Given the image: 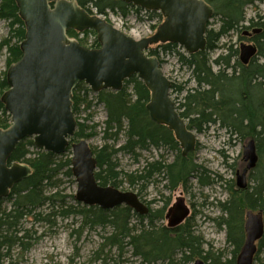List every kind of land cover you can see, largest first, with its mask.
Masks as SVG:
<instances>
[{
  "label": "trees",
  "instance_id": "trees-1",
  "mask_svg": "<svg viewBox=\"0 0 264 264\" xmlns=\"http://www.w3.org/2000/svg\"><path fill=\"white\" fill-rule=\"evenodd\" d=\"M76 1L90 13H93L91 7L95 8L98 14H105L120 8L124 12L123 14L127 15L126 8H134L120 0ZM206 1L214 7V17L220 18L217 26H213L207 32L206 50L185 55L176 51L177 44L159 45L163 52H175L183 65L193 68L192 77L197 86L188 90L179 86L178 93L183 96L178 108L183 109L182 117L190 118L188 127L192 130H197L200 133L205 132L207 127L204 124L220 121L236 136L240 135L247 139L254 138L260 159L264 152V62L250 63L248 66H243V71L238 76L235 74L229 76L222 71V74L215 73L211 69V64L214 62L217 65L226 66V63L230 62L234 56L222 54L211 61L208 54L218 49L221 39L227 37L240 26V23L245 21V7L253 5L256 1L263 2L264 0ZM18 11L16 0H0V18L8 21L10 30V35L0 42V51L6 49L8 52V66L22 57L20 47L21 42L25 39L26 27ZM152 14L162 18L158 12H152ZM257 16L251 18V23L245 28L254 26L263 28V32L256 37L255 41L258 46L256 59H261L264 58V15L258 14ZM215 28L217 29L215 30ZM90 32L95 34L90 30L85 31V36ZM69 35L78 38L79 34L73 30L69 32ZM79 40L83 45L86 44L84 38H79ZM91 46L98 47V41L95 39ZM149 53L160 58V50L150 49ZM162 61L160 58V62ZM207 84L210 87L205 86ZM227 85L235 89L229 91L225 87ZM130 86L131 92L129 91ZM8 87L5 77L0 81V96ZM173 87L175 86L172 85ZM90 93L92 91L84 82L76 85L72 97V110L77 118L83 110L88 111L91 107L92 100H88ZM97 99L105 105L107 112V118L103 123V143L98 147L91 146L98 161L95 176L101 185L116 187L120 172L117 171L114 158L119 152L136 153L134 151L137 149H148L150 146L155 148L170 146L179 152L174 162L167 163L166 160L158 159L148 162L141 170L136 171L135 177L130 181L131 183L150 182L152 177L158 173L162 174V178L167 181V188H176L179 185L187 186L194 171L185 165L178 166V163L186 162L193 152L183 157L179 142L174 138L173 133L166 126L157 125L150 119L146 109L150 100V90L139 76L134 75L127 79L121 91L114 92L106 89L100 91L97 93ZM85 120L86 122H77V129L72 141L80 138L89 140L98 134L94 132L93 126L88 125L89 118H85ZM10 125L11 116L0 101V129H6ZM121 134H124L126 139L123 144L118 148L115 147V142L109 144V140H117ZM34 148L33 139L24 138L18 143L9 160L10 163L29 164L34 169V173L15 184L9 196L0 200V264L6 262L12 264L11 253L16 246H19L23 251L28 249V241L32 236L30 229L23 228L24 221L33 219L34 222L52 223L51 218L55 222L58 217L68 219L72 216L81 217L77 228L74 229L79 236L86 228L109 227L111 232L102 237L103 242L100 247L110 244L112 247L120 249L125 244L129 245L133 248L134 255H138L149 264L158 258L170 259L173 264H184V261L193 258V256L202 257V245L190 231H183L173 240L165 237L168 235L158 234L156 221L164 219L166 204L158 210L150 211L147 215L138 214L125 205L113 209H103L97 205L86 206L77 201L74 194H67L64 190L59 189L60 173L76 182L71 169L72 152L70 148L61 158L51 152L37 148L34 150ZM137 157L141 158L140 154H137ZM257 166L249 176V178L252 177L255 184L252 190L249 188L247 190L237 188V191L230 189V198L224 202L218 201L217 204V207L228 215L224 224L228 227L227 240L234 247L231 264L236 263L245 239L244 222L242 221L243 216L245 221V211L247 209L264 210V173L259 176L254 175ZM196 175L200 185L205 186L212 183L206 174ZM144 186L145 184L142 185V187ZM182 227L184 226L178 229L166 227L162 230L169 229L179 232ZM260 240L258 249L261 253L264 252V235ZM178 254H182V256L180 257ZM203 258L205 262L209 260L206 256ZM262 262L260 264H264Z\"/></svg>",
  "mask_w": 264,
  "mask_h": 264
},
{
  "label": "water",
  "instance_id": "water-1",
  "mask_svg": "<svg viewBox=\"0 0 264 264\" xmlns=\"http://www.w3.org/2000/svg\"><path fill=\"white\" fill-rule=\"evenodd\" d=\"M16 1L26 34L20 47L22 57L9 66L6 73L9 88L1 96L11 115V125L0 129V199L8 197L15 184L34 173L29 164L9 162L18 143L30 137L36 148L56 155L71 148L77 201L104 209L124 204L136 213H145L147 208L136 192L103 186L97 181L98 161L87 139L72 141L77 129L72 110L73 91L78 83L85 82L95 93L105 89L118 92L127 79L138 75L150 90L146 109L151 120L167 126L186 155L195 146V134L169 96L171 82L159 58L145 51L159 43L182 45L189 54L204 50L207 24L214 9L205 0H122L160 11L165 17L152 36L135 40L99 15L90 14L76 0ZM70 30L95 31L100 47L83 46L69 36ZM241 48L243 61L248 63L257 49L245 43ZM258 158L255 140H251L243 150L246 167L236 175L238 188L248 187L247 173L257 166ZM189 214L185 198L179 196L166 213L167 225L174 228ZM245 217L246 239L236 264H254L256 242L264 234L262 212L249 210ZM196 264L204 263L198 260Z\"/></svg>",
  "mask_w": 264,
  "mask_h": 264
},
{
  "label": "rangeland",
  "instance_id": "rangeland-1",
  "mask_svg": "<svg viewBox=\"0 0 264 264\" xmlns=\"http://www.w3.org/2000/svg\"><path fill=\"white\" fill-rule=\"evenodd\" d=\"M91 8L93 9V13L91 14H96L97 10L93 7ZM121 11L120 8L111 11L109 21L116 23L119 28L129 32L128 26L131 24V19L126 20L124 17L131 14L129 13L131 12V8H126L125 12H128V14H123L124 17H122ZM244 12L246 18L243 24L247 26L251 23V18L256 17L258 14H264V1H256L253 5H248L245 7ZM142 14H139V17L142 16ZM218 19L220 18H212L210 28L217 26ZM161 20L163 22L164 18L155 16L151 19L149 22L151 30L137 23L134 28L135 31L133 30L132 33L136 34L140 30H143L147 31L143 36L149 35L156 30L154 27ZM216 29L217 28H215V30ZM242 30L247 29L238 28L237 31H232L227 37L222 38L219 43L220 47L211 52L213 53L211 61H213L218 54L224 53L228 44L232 43L235 46H239L241 42H247L248 40L243 38ZM248 30L251 31V28ZM9 35L10 30L8 21L0 18V42ZM81 36L82 35H78L80 39ZM92 36L93 33L91 32L86 34L84 43L87 44V40L91 39ZM136 36L138 37V35ZM152 49L160 50V58L163 60V71L172 81L173 86H175L170 91V95L178 106L183 96V94L179 95L180 93H178L179 86L184 87L186 90L196 86L192 77V69L182 66L175 52L165 53L159 45H153ZM177 49L183 52L181 48H176V51ZM7 53L6 49L0 51V81L6 77V72L9 67L7 64ZM212 66H214L215 70L219 68L214 62ZM225 87L229 89V91L235 89H232L233 87L229 85ZM129 91H132L131 86ZM88 100H92V105L89 110H83L78 115L79 118L76 116L75 118L77 122H86L85 118H89L87 122L88 125L93 126L94 132L98 134L89 139L88 143L90 146L98 147L103 143V123L107 118L106 107L103 103L99 102L97 94L94 92L89 94ZM186 120L189 122L190 118ZM204 126L207 127L205 132L200 133L194 130L198 139L196 150L187 158L186 162L178 163V166L185 165V167L194 171L187 186L179 185L176 188H167L166 181L162 178V174H155L151 181L144 187H142V185L145 184L144 182L137 181L136 183H131L130 179L135 177L136 171L138 169L141 170L147 162H152L163 157L167 163H172L179 154L176 149H172L170 146L159 148L150 146L148 149H137L134 151L136 153L122 151L115 156L116 168L117 171L120 172L116 187L121 191L136 192L140 195L142 201L150 203L154 211L164 207L168 201L169 205L165 207L164 215L175 199L183 195L186 204L191 207V215L187 221L183 223V229L181 228L179 232L170 231L169 229L163 231L162 229L166 228L165 226L168 222L167 219H163L156 221L158 234L164 236L168 235L165 237L169 240H173L183 231L188 230L200 241L202 245V257L193 256V258L184 261V264H194L197 258L204 260L203 256L209 259L206 264H231L230 260L234 256L232 251L234 247L229 244L227 240L228 227L224 224V220L228 218V215L222 212L220 208L217 207V204L218 201L224 202L230 198V189L237 191L236 171L242 169L243 147L249 138H243L240 135L236 136L234 132L224 127L220 121L206 123ZM125 140V135L121 134L117 140H109V144H114L115 142V147L118 148ZM42 150L49 152L45 149ZM137 154H140L141 158L137 157ZM65 155L66 153L57 156L61 158ZM201 173L209 176L212 183L205 186L200 185L196 174L200 175ZM262 173H264V152L259 159V164L254 175L259 176ZM59 178H61L59 189L64 190L67 194L75 195L77 182H73L70 177L62 173H60ZM248 185L249 190H252V187L255 185L252 177L248 179ZM51 219L52 223H46L44 221L34 222L33 219L24 221L23 228L31 230L30 235L32 238L28 241V249L25 251L21 250L19 246L13 249L10 260L12 264H149V262L143 261L138 255H134V250L129 245L125 244L120 247V249L114 246L112 247L110 244L100 247V244L103 242L102 237L111 232V228L109 227L86 228L81 236H79L74 229L77 228L81 217L72 216L68 219L58 217L55 222H53V218ZM242 221L244 222V216ZM178 255L180 257L182 256V254ZM255 256L254 264H260L262 261L264 262V252L260 253L258 249ZM154 260L155 261L150 264H173L170 262V259L158 258ZM5 264L9 263L6 262Z\"/></svg>",
  "mask_w": 264,
  "mask_h": 264
},
{
  "label": "flooded vegetation",
  "instance_id": "flooded-vegetation-1",
  "mask_svg": "<svg viewBox=\"0 0 264 264\" xmlns=\"http://www.w3.org/2000/svg\"><path fill=\"white\" fill-rule=\"evenodd\" d=\"M120 1H122V0H120ZM147 12V14H146V24H145V26L147 27V28H150L149 27V22H150V20L151 19H153L154 17H155V15H153L152 14V12H158V13H160L161 15H162V17H163V14L160 12V11H156V10H148V11H146ZM260 15H264V14H260ZM157 17V16H156ZM258 17V16H257ZM246 18V17H245ZM256 20L258 19V18H255ZM211 20H212V18L209 20V22H208V24H207V31H206V36H207V32H208V30L209 29H212V27L210 28V25H211ZM244 23V22H243ZM243 23H240L239 25V27L238 28H242V29H247V30H242L243 31V38H245V39H247L248 41L247 42H241L240 43V45L239 46H235L234 44H232V43H230V44H228V47H226V49H225V52L224 53H220V54H218V56L219 55H222V54H224V56H231V55H233L234 57H232V59L230 60V62H227L226 63V66H223V65H218L219 66V68L217 69V70H215L214 69V66H212V64H211V69H212V71H214L215 73H219V74H222L221 73V71L222 72H224V74H228L229 76H233L234 74L236 75V76H238L239 75V73L240 72H242L243 71V66H248L250 63H255V62H257V63H263L264 62V58H261V59H256V57L257 56H254L247 64H243L242 62H241V60H240V47H241V44L242 43H247V44H254V45H256L257 46V44H256V37L258 36V35H260L262 32H263V28L262 27H260V26H254V27H250L251 28V31L250 30H248V29H250V28H245V25L243 24ZM237 28V29H238ZM237 29L236 30H234V31H237ZM233 31V32H234ZM178 45V44H177ZM181 48L182 50H183V52L182 51H180V50H178L177 49V51L178 52H180V53H184V51L185 52H187L186 50H185V48L184 47H182V46H180V45H178L177 46V48ZM206 47H207V42H206ZM206 47H205V49L204 50H206ZM257 48H258V46H257ZM204 50H201V51H204ZM237 51H238V53H237ZM257 51H258V49H257ZM213 52V51H212ZM212 54L213 53H209L208 54V56L211 58L212 57ZM235 55H237V56H235ZM218 56H216V57H218ZM215 57V58H216ZM255 58V59H254ZM237 60H238V62H237ZM179 61V60H178ZM180 62V61H179ZM181 63V62H180ZM181 65L182 66H186V67H188L187 65H183L182 63H181ZM223 66V67H222ZM188 68H190V67H188ZM192 69V74H193V68H191ZM173 85V84H172ZM203 85H204V83H203ZM197 86V85H196ZM195 86V87H196ZM205 86H207V87H210V85H205ZM180 103V102H179ZM176 104V103H175ZM180 104H178V106H179ZM178 106L176 105V109L178 110V112H179V114L181 115V112H183V109H180V108H178ZM182 117V116H181ZM182 118H184V117H182ZM186 119H189V118H184V120L186 121V123H187V126H188V121L186 120ZM157 125H160V124H157ZM160 126H165V125H160ZM167 127V126H166ZM168 128V127H167ZM169 129V128H168ZM170 130V129H169ZM171 131V130H170ZM172 132V131H171ZM173 133V132H172ZM174 135V134H173ZM174 138H175V136H174ZM176 139V138H175ZM177 140V139H176ZM180 147V146H179ZM257 147V146H256ZM155 148V147H154ZM181 151H182V149H181ZM192 152H194V151H192ZM191 153V152H190ZM189 153V154H190ZM182 155V154H181ZM188 155V154H187ZM186 155V156H187ZM183 156V155H182ZM184 157V156H183ZM158 160H163V161H165V159H163V157L161 158V159H158ZM148 163V162H147ZM246 166V162L243 160V165H242V170H243V168ZM240 171H242L241 169H239ZM238 171V170H237ZM251 172L252 171H249V173H248V178L247 179H249V176H250V174H251ZM156 174H158V173H156ZM158 175H161V174H158ZM237 175V174H236ZM166 181V180H165ZM148 182L147 181H145V185L147 184ZM166 184H167V181H166ZM238 188V187H237ZM240 189V188H239ZM245 190H247V189H245ZM180 196H183V195H180ZM179 197V196H178ZM184 197V196H183ZM185 198V197H184ZM144 202V201H143ZM176 202V199H175V201L168 207V209L172 206V205H174V203ZM185 203H186V200H185ZM144 204L148 207V213L150 212V211H154V209L152 208V206L150 205V203H147V202H144ZM169 205V202L167 201L166 202V206H168ZM188 205V204H187ZM189 207V209H190V214H189V216L188 217H186V219L184 220V222H182L180 225H178V226H176L174 229H178V228H180L182 225H183V223H185L186 221H187V219L190 217V215H191V207L190 206H188ZM247 210H249V209H247ZM246 210V211H247ZM246 211H245V214H246ZM147 213V214H148ZM147 214H145V215H147ZM164 219H165V215H164ZM166 220V219H165ZM244 224H245V221H244ZM244 232H245V229H244ZM245 235H246V233H245ZM261 241V240H260ZM259 243L260 242H258V247H257V250H258V248H259ZM256 257V256H255ZM255 257H254V260H255Z\"/></svg>",
  "mask_w": 264,
  "mask_h": 264
},
{
  "label": "bare ground",
  "instance_id": "bare-ground-1",
  "mask_svg": "<svg viewBox=\"0 0 264 264\" xmlns=\"http://www.w3.org/2000/svg\"><path fill=\"white\" fill-rule=\"evenodd\" d=\"M124 2V1H123ZM124 3H126V2H124ZM126 4H129V5H132L134 8H131V12H129V13H131L129 16H127V17H124V15L122 16V17H124L126 20L127 19H131V24L128 26V28H129V32H126L125 31V34L126 35H128V36H130V37H132V38H134L133 37V35H132V31L134 30V28H135V26H136V24L138 23V21L140 22H142L143 23V25L145 26V24L147 23L146 22V14H147V12L146 11H148V9H144L143 10V14H142V16H140L139 17V12H138V10H137V8H136V6L135 5H133V4H130V3H126ZM133 9V10H132ZM110 14H111V11H108L107 13H105V16H106V18L109 20L110 19ZM133 21V22H132ZM112 22V21H111ZM113 24H115L116 25V23H114V22H112ZM146 27V26H145ZM135 39V38H134ZM246 45H251V46H253V47H255L256 49H258L257 48V46L256 45H254V44H247V43H245ZM180 46H182V45H180ZM182 47H184V46H182ZM185 48V47H184ZM186 50V49H185ZM256 54H257V52H255V54L253 55V56H251V58L249 59V61L254 57V56H256ZM240 60H241V62L243 63V64H247V63H244V61H243V50H242V48L240 47ZM138 76V75H137ZM140 78V77H139ZM141 79V78H140ZM142 80V79H141ZM171 87H172V83H171ZM172 89H170V91H171ZM170 91H169V96H170V98H171V95H170ZM171 100L173 101V103H174V106H175V108H176V104H175V102H174V100L171 98ZM177 110V109H176ZM177 112H178V110H177ZM178 114H179V112H178ZM180 115V114H179ZM180 117H181V115H180ZM182 118V117H181ZM151 119V118H150ZM184 119V118H183ZM185 121V120H184ZM185 123H186V121H185ZM186 125H187V123H186ZM188 127V126H187ZM188 129L189 130H192V129H190L189 127H188ZM193 132H194V134H195V146H194V148L192 149V150H190L189 152H187V154H189L190 152H192V151H195L196 150V148H197V144H198V139H197V135H196V133H195V131L194 130H192ZM251 140H255L254 138H251V139H248V141L245 143V145H244V147L247 145V143L248 142H250ZM178 141V140H177ZM179 142V141H178ZM179 145H180V147H181V149H182V155H183V150H185L184 149V147L181 145V142H179ZM255 146H256V141H255ZM244 147H243V150H244ZM256 149H257V147H256ZM186 154V155H187ZM186 155H183V156H186ZM258 157H259V155H258ZM244 160V159H243ZM258 161H259V158H258ZM246 162V161H245ZM246 164H247V162H246ZM258 164V163H257ZM246 167V166H245ZM244 167V168H245ZM256 167H254L253 169H250L249 171H253L254 169H255ZM249 171H248V173H249ZM237 172H242V171H240V170H238V171H236V174H237ZM248 173H247V178H248ZM247 182H248V179H247ZM237 185V184H236ZM238 187V186H237ZM141 199V198H140ZM144 203V202H143ZM124 205V204H123ZM145 205V204H144ZM86 206H94V205H86ZM97 206H99V205H97ZM119 206H121V205H119ZM100 207V206H99ZM117 207V206H116ZM145 207L147 208V211L145 212V213H143V214H141V213H138V214H141V215H145V214H147L148 213V207L145 205ZM115 208V207H114ZM104 209V208H103ZM113 209V208H112ZM249 210H252V209H249ZM249 210H247L246 211V213L249 211ZM252 211H254V210H252ZM255 213H258V212H262L263 213V211H254ZM245 216H246V214H245ZM263 216H264V213H263ZM165 219H166V217H165ZM245 219H246V217H245ZM168 221V220H167ZM168 223V222H167ZM244 226H245V224H244ZM166 227L167 228H169V229H174V228H172V227H169L167 224H166ZM245 229V228H244ZM264 235V234H263ZM263 237V236H262ZM261 237V238H262ZM260 238V239H261ZM245 239H246V235H245ZM245 239H244V242H243V245H242V247L244 246V244H245ZM259 239V240H260ZM258 240V241H259ZM258 241L256 242V244H257V247H258ZM242 247H241V249H242ZM241 249H240V251H241ZM239 254H240V252H239ZM239 254H238V256H239ZM238 256H237V259H238ZM255 257V256H254ZM237 259H236V263H237ZM198 260H200V261H202L204 264H206V262L203 260V259H201V258H197L196 260H195V262H194V264H196V262L198 261ZM235 263V264H236Z\"/></svg>",
  "mask_w": 264,
  "mask_h": 264
},
{
  "label": "built area",
  "instance_id": "built-area-1",
  "mask_svg": "<svg viewBox=\"0 0 264 264\" xmlns=\"http://www.w3.org/2000/svg\"><path fill=\"white\" fill-rule=\"evenodd\" d=\"M134 31H135V29H134ZM142 31L140 30L138 33H136V34H134V35H138V36H141L142 35Z\"/></svg>",
  "mask_w": 264,
  "mask_h": 264
}]
</instances>
